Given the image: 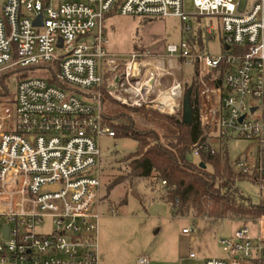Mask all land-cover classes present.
Here are the masks:
<instances>
[{"label": "built area", "instance_id": "built-area-1", "mask_svg": "<svg viewBox=\"0 0 264 264\" xmlns=\"http://www.w3.org/2000/svg\"><path fill=\"white\" fill-rule=\"evenodd\" d=\"M192 2L193 16L222 30L219 56L196 41L169 45L159 58L135 52L123 61L109 51L108 15L179 18L189 32L184 0H0V82L10 70L36 69L14 95L0 96V264H100V140L115 136L101 91L108 74L112 99L175 114L184 91L177 80L160 87L172 75L166 62L197 65L206 142L194 156L214 152L211 140H248L256 152L236 167L247 175L256 169L264 189V0ZM220 244L224 258L198 262L191 253L182 264H264V217Z\"/></svg>", "mask_w": 264, "mask_h": 264}, {"label": "rangeland", "instance_id": "rangeland-1", "mask_svg": "<svg viewBox=\"0 0 264 264\" xmlns=\"http://www.w3.org/2000/svg\"><path fill=\"white\" fill-rule=\"evenodd\" d=\"M184 10L190 15L188 25L192 29L189 32L179 18L146 22L141 18L124 17L118 14L105 18L109 51L123 61L128 60L129 55L135 52H149L152 56L159 58L169 45L179 46L183 41L196 40L198 50L211 56H219L223 52L224 35L218 23L210 18L193 16L197 10L192 0H184ZM210 28L213 30V39L206 33ZM200 36L201 43L198 40ZM166 67L172 75L162 79L160 87L164 90L170 88L175 80L182 83L183 91L185 84L190 85L192 79L199 83L198 68L194 74L191 65H182L181 62H166ZM111 80L112 76L109 74L104 77V85L101 88L104 98H111L106 92V87ZM19 82L17 75H11L7 81L9 97L16 93ZM155 91L152 99L157 94V90ZM184 97L183 93V98L180 100L182 104ZM200 101L203 114L206 103L205 101L203 103L202 99ZM108 109V102H105L104 115L107 121ZM180 112H183L182 109ZM110 122L119 126L125 124L122 119ZM154 128L158 129V126L154 125ZM225 140L227 144L225 151L233 164H236L240 158H244L246 153L254 155L256 152V148L248 140L236 137ZM211 142L216 150L221 149L219 143L212 140ZM100 149L102 152L100 264H136L140 257H146L149 264H182L191 253L196 254L198 262L225 257L220 240L230 239L244 222L238 220L214 222L203 217L197 218L194 214L174 217L172 206L165 201V191L159 184L154 180L141 179L131 182L127 178L129 162L126 158L137 149V143L134 140L105 136L100 140ZM190 159L193 162H199V158L195 156H190ZM237 188L254 204L264 196V190L261 192L260 186L252 182H238ZM49 227L50 224L46 221L41 229L47 231ZM251 228L254 229L253 226ZM186 230L188 232H185Z\"/></svg>", "mask_w": 264, "mask_h": 264}, {"label": "trees", "instance_id": "trees-1", "mask_svg": "<svg viewBox=\"0 0 264 264\" xmlns=\"http://www.w3.org/2000/svg\"><path fill=\"white\" fill-rule=\"evenodd\" d=\"M111 15L113 14L107 17ZM198 40L201 43V36ZM181 64L188 65L185 59L181 60ZM191 67L195 74L197 65ZM35 72V68H16L8 71L1 78L0 96H8L10 93L7 81L11 75H17L21 81ZM49 82L56 84L52 77ZM188 91L192 92L191 124L183 123L181 112L161 114L149 106L126 107L116 100L104 98V103L108 102L109 105L106 115L115 133L114 138L131 139L137 143L136 151L126 158L129 162L127 178L131 182L141 179L154 180L159 184L165 191V201L172 206L174 217L194 214L197 218L203 217L214 222L238 220L244 224L257 223L264 217V196L254 204L239 191L237 183L252 182L259 185L262 192L264 189L258 181V172L255 169L253 174L247 175L238 170L225 151V139L219 141V150L200 151L198 163L190 159V156H194L193 147L200 140L201 143L206 142V138H202V108L198 81L192 79L190 85L185 84L184 94ZM116 119H122L125 124L119 126L110 122ZM154 125L158 126V129L154 128ZM249 156L250 154L246 153L245 157ZM163 182H166V185H163Z\"/></svg>", "mask_w": 264, "mask_h": 264}, {"label": "water", "instance_id": "water-1", "mask_svg": "<svg viewBox=\"0 0 264 264\" xmlns=\"http://www.w3.org/2000/svg\"><path fill=\"white\" fill-rule=\"evenodd\" d=\"M39 24H41V17H40V21L36 22V25H39ZM191 94L192 92L188 91L183 99L182 114H183L184 124H191L192 122L193 111H192V106H191ZM202 167L205 168L204 165H202ZM6 236H8L7 228H6Z\"/></svg>", "mask_w": 264, "mask_h": 264}, {"label": "bare ground", "instance_id": "bare-ground-1", "mask_svg": "<svg viewBox=\"0 0 264 264\" xmlns=\"http://www.w3.org/2000/svg\"><path fill=\"white\" fill-rule=\"evenodd\" d=\"M148 64H149V63H145V64L143 65L144 70L149 66ZM152 86H153V85H152V82L149 81V83H148V87L151 88Z\"/></svg>", "mask_w": 264, "mask_h": 264}]
</instances>
